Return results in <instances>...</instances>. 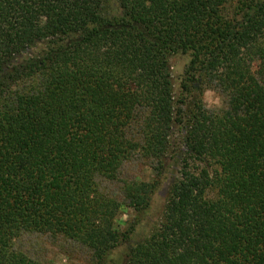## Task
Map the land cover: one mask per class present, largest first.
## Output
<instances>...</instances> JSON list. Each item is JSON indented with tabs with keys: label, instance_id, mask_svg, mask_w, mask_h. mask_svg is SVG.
Wrapping results in <instances>:
<instances>
[{
	"label": "trees",
	"instance_id": "trees-1",
	"mask_svg": "<svg viewBox=\"0 0 264 264\" xmlns=\"http://www.w3.org/2000/svg\"><path fill=\"white\" fill-rule=\"evenodd\" d=\"M179 52L194 100L176 113ZM199 79L226 110L190 90ZM176 124L195 161L127 264H264V0H0V264H47L16 248L28 235L107 264L152 205ZM133 164L153 178H125Z\"/></svg>",
	"mask_w": 264,
	"mask_h": 264
},
{
	"label": "rangeland",
	"instance_id": "rangeland-1",
	"mask_svg": "<svg viewBox=\"0 0 264 264\" xmlns=\"http://www.w3.org/2000/svg\"><path fill=\"white\" fill-rule=\"evenodd\" d=\"M117 3H113L107 15H120ZM47 44H38L35 48L27 51L18 57L15 64H20L25 60L37 58L43 55ZM192 58L189 53L182 52L173 54L169 57V65L174 83V104L176 113L180 110L186 111L187 105L193 102V97L184 91V84L187 78V71ZM193 85V86H192ZM194 94H203V101L207 109L213 112H222L227 109V99L213 89L201 86V79L196 84H192ZM185 126L176 124L170 140V149L166 161L167 170L162 178V184L156 191L150 209L143 215L137 224L134 232L129 238L119 244L109 256L107 264H127L131 250L137 245L148 240L159 229L164 221L167 206L168 194L171 186L180 178V169L183 161H195L185 149ZM193 167H196L193 164ZM124 177L127 179H137L140 181H150L153 178L152 171L144 164H133L125 169ZM110 190L115 195H119L118 185H109ZM134 212L123 207L117 219L119 231L125 232L132 221ZM16 248L27 254L30 258L47 264H86L88 261L87 253L81 248H77L70 243L53 241L50 238L28 235L23 237L16 244Z\"/></svg>",
	"mask_w": 264,
	"mask_h": 264
}]
</instances>
